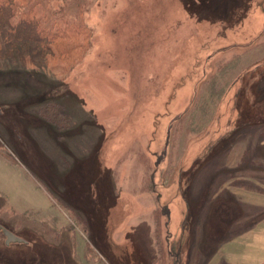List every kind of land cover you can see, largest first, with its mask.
<instances>
[{
	"label": "rangeland",
	"instance_id": "374dc122",
	"mask_svg": "<svg viewBox=\"0 0 264 264\" xmlns=\"http://www.w3.org/2000/svg\"><path fill=\"white\" fill-rule=\"evenodd\" d=\"M42 2L90 38L0 70V223L28 240L0 232V264H248L264 0Z\"/></svg>",
	"mask_w": 264,
	"mask_h": 264
},
{
	"label": "trees",
	"instance_id": "16d2710c",
	"mask_svg": "<svg viewBox=\"0 0 264 264\" xmlns=\"http://www.w3.org/2000/svg\"><path fill=\"white\" fill-rule=\"evenodd\" d=\"M42 4V0H0V70L17 66L43 70L45 57L74 54L90 38L87 25L59 18L56 15L61 10L47 11L40 8ZM42 56L40 63L34 61V57ZM258 71L247 70L242 77L246 79Z\"/></svg>",
	"mask_w": 264,
	"mask_h": 264
},
{
	"label": "crops",
	"instance_id": "0c3cea01",
	"mask_svg": "<svg viewBox=\"0 0 264 264\" xmlns=\"http://www.w3.org/2000/svg\"><path fill=\"white\" fill-rule=\"evenodd\" d=\"M248 242V241H247ZM249 246L251 249L246 247L248 250L244 251H239L238 248L237 250H232L231 248L226 249V254H234L237 256L236 259L244 261L248 264H263L264 263V241H255L254 244L246 245ZM239 254L240 256H238Z\"/></svg>",
	"mask_w": 264,
	"mask_h": 264
},
{
	"label": "water",
	"instance_id": "95a60500",
	"mask_svg": "<svg viewBox=\"0 0 264 264\" xmlns=\"http://www.w3.org/2000/svg\"><path fill=\"white\" fill-rule=\"evenodd\" d=\"M0 229L4 230V233H5L6 237H7L6 238V243L7 244H10L11 242H23V241H25L22 237L14 234L10 230H8L5 227H3L1 224H0Z\"/></svg>",
	"mask_w": 264,
	"mask_h": 264
},
{
	"label": "flooded vegetation",
	"instance_id": "af4514ba",
	"mask_svg": "<svg viewBox=\"0 0 264 264\" xmlns=\"http://www.w3.org/2000/svg\"><path fill=\"white\" fill-rule=\"evenodd\" d=\"M1 224V223H0ZM3 227H5L6 229L10 230L11 232H13L14 234L18 235L17 233H15L14 231H12L11 229L7 228L6 226H4L3 224H1ZM0 232H3V234L5 235L4 233V230L3 229H0ZM19 236V235H18ZM21 237V236H20ZM6 235H5V243H6ZM23 238V237H22ZM25 241L23 242H11L10 244L12 243H28V240H26L25 238H23ZM7 244V243H6ZM10 244H7V245H10Z\"/></svg>",
	"mask_w": 264,
	"mask_h": 264
}]
</instances>
